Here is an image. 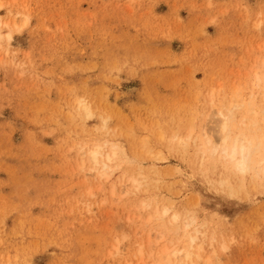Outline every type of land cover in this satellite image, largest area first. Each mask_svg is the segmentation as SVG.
<instances>
[{
	"label": "rangeland",
	"instance_id": "obj_1",
	"mask_svg": "<svg viewBox=\"0 0 264 264\" xmlns=\"http://www.w3.org/2000/svg\"><path fill=\"white\" fill-rule=\"evenodd\" d=\"M0 22V264H165L196 231L195 264H264V184L196 165L217 112L264 135V0H0ZM94 146L123 152L105 176Z\"/></svg>",
	"mask_w": 264,
	"mask_h": 264
},
{
	"label": "bare ground",
	"instance_id": "obj_2",
	"mask_svg": "<svg viewBox=\"0 0 264 264\" xmlns=\"http://www.w3.org/2000/svg\"><path fill=\"white\" fill-rule=\"evenodd\" d=\"M8 28L7 24L0 22V43L2 41V31ZM24 28L16 29L6 35V40L10 41L13 33H21ZM264 64V62H263ZM254 82L258 89L264 91V72L261 76L255 74ZM84 113V117L91 119L93 115L89 113V108L82 102L78 104ZM232 111L227 110L226 114L217 112L214 121L217 128V140L212 141L205 134L201 135V138H197L201 147H197L199 153L197 158L198 169H205V166L213 165L218 171V186L221 189L225 187H233L240 183L245 177L251 179L253 185L261 186L264 184V135H261L259 130V118H251L241 121V128L236 131L232 128L234 122V116ZM260 119L264 121V111L261 114ZM246 123V124H245ZM103 127L105 122L102 123ZM249 124L254 129V137L248 130ZM189 139L182 141L183 143H189ZM199 150V151H198ZM123 154L118 147H113L109 151L103 150L100 146H94L85 151V159L87 165L92 166L91 172L97 173L100 176H105V173L111 170V166L116 159ZM142 182L145 183V177H141ZM239 181V182H238ZM141 183L134 180L127 181V188L132 190H138L141 188ZM170 209L164 208L160 212V217L167 216ZM159 216V215H156ZM185 224V231L192 224V219L188 216H184L180 220L179 215L171 216L167 229L174 226L176 223ZM170 231V230H169ZM200 233L196 231L192 235L184 236L188 238V246L174 247L170 251H165L164 262L165 264H195L196 254L192 251L195 243L198 241ZM180 243V242H178ZM141 256V255H140ZM207 264V263H206Z\"/></svg>",
	"mask_w": 264,
	"mask_h": 264
}]
</instances>
